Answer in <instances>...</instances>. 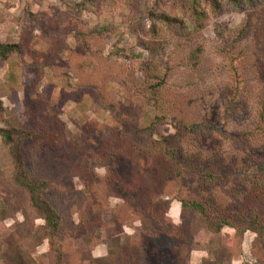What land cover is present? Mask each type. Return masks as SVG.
<instances>
[{
  "label": "rangeland",
  "instance_id": "1",
  "mask_svg": "<svg viewBox=\"0 0 264 264\" xmlns=\"http://www.w3.org/2000/svg\"><path fill=\"white\" fill-rule=\"evenodd\" d=\"M0 43V264H264V0H0Z\"/></svg>",
  "mask_w": 264,
  "mask_h": 264
},
{
  "label": "trees",
  "instance_id": "2",
  "mask_svg": "<svg viewBox=\"0 0 264 264\" xmlns=\"http://www.w3.org/2000/svg\"><path fill=\"white\" fill-rule=\"evenodd\" d=\"M229 1L232 3H236L238 0H229ZM14 52L16 53L20 52V49L17 44L0 43V58L5 59ZM0 136L5 141V143L13 145L12 144L13 135L11 134L10 131L5 130V129H0ZM14 136H16L20 141L26 138V136H28V133L21 131V132L16 133ZM12 155L16 156V160L18 164L17 173L23 174V166H22L21 156L19 154L18 149L15 148L14 151H12ZM18 181L21 185H23L29 191L32 204L41 211L47 224L50 225L51 228L54 229L55 231L58 227V221H57L58 215L56 211L53 208H51V206L48 203H46V201L42 199L41 193L43 192L44 189L41 188V185H37V184H33L32 182L25 181L21 179L20 177ZM185 203L186 202L182 201V207L185 206ZM191 206L192 208H195V209H202V206L195 202L191 203ZM222 220L223 221L217 227L218 231L222 226L228 225V223L225 222L224 219Z\"/></svg>",
  "mask_w": 264,
  "mask_h": 264
}]
</instances>
